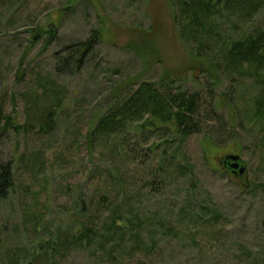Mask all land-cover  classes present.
I'll list each match as a JSON object with an SVG mask.
<instances>
[{
  "label": "rangeland",
  "instance_id": "374dc122",
  "mask_svg": "<svg viewBox=\"0 0 264 264\" xmlns=\"http://www.w3.org/2000/svg\"><path fill=\"white\" fill-rule=\"evenodd\" d=\"M40 26L57 27V41L32 44L29 30ZM250 26H264V10ZM98 29L85 68L55 76L65 97L53 132L26 131L23 94L36 75H53L54 54ZM192 46L171 0H0V95L18 127L0 140L13 179L0 196V264H47V250L53 264H264V130L249 108L260 86L224 77ZM163 78L199 93L201 131L179 154L164 152L163 129L143 121L124 144L112 135L91 151L117 86ZM229 154L244 161L242 177L223 167ZM178 162L193 175H178ZM113 219L124 226L115 231ZM84 226L94 238L74 242Z\"/></svg>",
  "mask_w": 264,
  "mask_h": 264
},
{
  "label": "trees",
  "instance_id": "16d2710c",
  "mask_svg": "<svg viewBox=\"0 0 264 264\" xmlns=\"http://www.w3.org/2000/svg\"><path fill=\"white\" fill-rule=\"evenodd\" d=\"M171 1L180 39L186 45L193 42L191 51L195 55L208 58L212 65L214 62L220 73L230 80L248 77L255 79V83L260 87L253 96L249 108L252 117L263 121L264 130V26H250L256 16L264 10V0ZM225 21L230 23L232 31L226 30ZM29 31L31 43L34 45L43 42L44 46L48 47L58 39L59 31L54 26L45 28L40 26ZM100 37L99 29L92 30L87 37L67 43L60 52L54 54L53 75L46 77L36 75L33 87L23 94L26 100V113L29 114V122L23 125L26 131L38 128L39 132L45 134L53 132L56 116L65 97L63 85L57 82L55 76H71L83 70ZM175 83L173 80L163 78L159 81L145 80L136 88L132 86L130 89L124 86L120 88L118 85L115 93H112L113 102L90 131V150H93L95 142L112 135L120 137L121 144H124V132H127L129 126L134 123L143 121L141 127L163 129L166 136L164 152L169 147L175 158L186 139L201 131L197 118L199 93L197 91L190 93L187 89L174 86ZM212 110L215 111L216 108L213 106ZM15 128L18 127L14 123V118L7 112L5 101L0 95V140ZM193 173V167L189 162L184 164L178 162V175ZM12 181L11 164L0 160V196L8 193ZM203 209L211 210L207 204L202 206ZM110 226L118 231L117 229L124 225L113 219ZM96 232L93 226H84L80 233L75 234L73 241L82 243L88 239L90 243ZM63 247L60 243L59 248ZM54 257L47 250L42 258L47 264H53L56 261Z\"/></svg>",
  "mask_w": 264,
  "mask_h": 264
},
{
  "label": "water",
  "instance_id": "95a60500",
  "mask_svg": "<svg viewBox=\"0 0 264 264\" xmlns=\"http://www.w3.org/2000/svg\"><path fill=\"white\" fill-rule=\"evenodd\" d=\"M226 160H232L234 163L232 164V167L234 168V173L236 175H244V173L246 172V166L245 165H241V157L239 155H235V154H229L225 157Z\"/></svg>",
  "mask_w": 264,
  "mask_h": 264
},
{
  "label": "flooded vegetation",
  "instance_id": "af4514ba",
  "mask_svg": "<svg viewBox=\"0 0 264 264\" xmlns=\"http://www.w3.org/2000/svg\"><path fill=\"white\" fill-rule=\"evenodd\" d=\"M226 157V156H225ZM225 157L223 158V160L221 161L223 167L229 171L231 174H235L233 171H234V168L232 167V164L234 163L232 160H226ZM241 165H245L244 164V161L241 159ZM236 175V174H235ZM238 177H242L240 175H237Z\"/></svg>",
  "mask_w": 264,
  "mask_h": 264
}]
</instances>
